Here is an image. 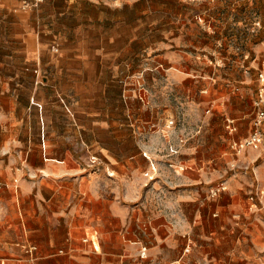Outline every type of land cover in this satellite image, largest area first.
<instances>
[{
	"label": "rangeland",
	"instance_id": "1",
	"mask_svg": "<svg viewBox=\"0 0 264 264\" xmlns=\"http://www.w3.org/2000/svg\"><path fill=\"white\" fill-rule=\"evenodd\" d=\"M22 1L0 0V142L11 131L33 145L49 139L54 155L72 148L80 162L102 160L106 146L125 157L137 142L169 143L181 174L207 177L193 185L192 206H219L208 222L228 216L227 244L239 231L234 220L264 238V208L250 213V226L243 217L249 192L264 184V156L247 176L246 166L233 170L224 127L234 119L242 138L253 118L264 30L248 29L264 24V0H43L29 9ZM202 14L215 21L200 23ZM217 182L226 191L213 200ZM247 232L237 246H252Z\"/></svg>",
	"mask_w": 264,
	"mask_h": 264
},
{
	"label": "crops",
	"instance_id": "2",
	"mask_svg": "<svg viewBox=\"0 0 264 264\" xmlns=\"http://www.w3.org/2000/svg\"><path fill=\"white\" fill-rule=\"evenodd\" d=\"M200 16V23L215 21L207 14ZM100 55L95 52L96 58ZM251 121L246 136L251 132ZM236 126L228 148L232 140L246 137H235L239 133ZM11 132L0 142V184L8 186L0 190V258L25 257L20 246L35 245L32 264H226L237 259L245 264H264L260 231L244 229V223L234 220L239 231L234 235L230 229L234 236L229 245L225 239L228 216L222 213L214 225L208 222L210 213L217 216L219 206L208 207L206 212L200 209L203 202L192 206L197 195L193 185H201L207 177L195 169L181 174L184 169L172 164L177 152L169 143L137 142L134 152L125 157L111 154L106 146L99 149L102 160L88 156L80 162L72 148H61L56 156L49 139L33 145L30 140L14 139ZM104 132L114 134L108 128ZM40 134L43 138L44 126ZM246 154L257 153L247 150L237 161L247 167L241 172L247 176L261 155L249 161ZM92 157L98 159L97 169L88 167ZM234 158L232 162H236ZM173 167L177 176L172 174ZM13 181L17 189L12 188ZM219 183L205 188L211 190ZM248 196L243 217L250 226L253 211L249 210ZM241 230L248 231L252 246L236 245ZM93 232H97L96 252L82 242ZM143 248L145 255L140 258ZM58 250L63 254L54 255Z\"/></svg>",
	"mask_w": 264,
	"mask_h": 264
},
{
	"label": "built area",
	"instance_id": "3",
	"mask_svg": "<svg viewBox=\"0 0 264 264\" xmlns=\"http://www.w3.org/2000/svg\"><path fill=\"white\" fill-rule=\"evenodd\" d=\"M43 0H23L22 8H36ZM201 16H195V19L201 22ZM257 29L264 30V24H261L260 20H255L248 31L254 33ZM262 63L260 69L257 73V89L255 98L252 102L253 108V118L251 121V132L248 136L240 140H232L229 143V148L234 156L237 158L236 162L231 164L233 170L238 166V159L244 155L245 151L251 150L256 152L259 155L264 156V52L262 53ZM247 59V56H245ZM205 93L206 91H202ZM33 103V102H32ZM36 105V104H35ZM68 110V109H67ZM225 130L229 135H233L237 131L236 121L232 118H225L224 122ZM91 169H97L99 167L98 159L92 157L88 165ZM247 167L244 170H239L240 172H246ZM236 172V171H235ZM235 175H237L235 173ZM16 181H13L12 188L17 189ZM3 188H8L6 184H0V190ZM226 190V185L223 182H220L217 186L212 188L209 192V197L214 198L218 196L221 192ZM248 201L250 202L249 210L252 212L258 211L261 208H264V184L258 188L254 193L249 194ZM82 242L89 244L92 249L97 251V232H93L82 238ZM21 251L25 254V257L21 256H9L0 258V263L4 264L7 261H12L13 264H32L36 260V251L37 247L35 245L29 246H20ZM144 248L139 251V257L142 258L145 255ZM63 254V250H58L54 255Z\"/></svg>",
	"mask_w": 264,
	"mask_h": 264
}]
</instances>
